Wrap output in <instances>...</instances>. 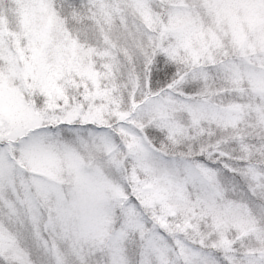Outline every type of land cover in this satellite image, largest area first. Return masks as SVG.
<instances>
[{
    "label": "snow or ice",
    "instance_id": "6c2138e0",
    "mask_svg": "<svg viewBox=\"0 0 264 264\" xmlns=\"http://www.w3.org/2000/svg\"><path fill=\"white\" fill-rule=\"evenodd\" d=\"M0 264H264V0H0Z\"/></svg>",
    "mask_w": 264,
    "mask_h": 264
}]
</instances>
